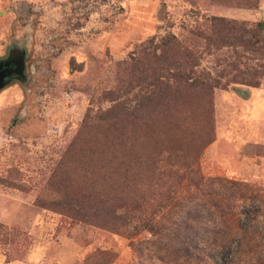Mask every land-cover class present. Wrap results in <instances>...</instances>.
Segmentation results:
<instances>
[{
	"label": "rangeland",
	"instance_id": "obj_1",
	"mask_svg": "<svg viewBox=\"0 0 264 264\" xmlns=\"http://www.w3.org/2000/svg\"><path fill=\"white\" fill-rule=\"evenodd\" d=\"M213 17L263 25L264 35V0H0V59L16 44L28 51L26 84L16 78L0 91V264H195L187 255L215 235L226 239L223 263L264 261V47L208 45ZM174 36L194 50L197 76L221 79L213 121L197 136L180 132L184 140L142 115L138 126L158 151L196 158L208 185L196 188L191 168L170 200L140 192L162 233L129 238L113 216L101 225L73 218L62 204L95 194L98 152L114 143L98 117L148 94V72L129 84L126 67ZM258 73V87L243 84ZM122 85L127 93H117Z\"/></svg>",
	"mask_w": 264,
	"mask_h": 264
},
{
	"label": "trees",
	"instance_id": "obj_2",
	"mask_svg": "<svg viewBox=\"0 0 264 264\" xmlns=\"http://www.w3.org/2000/svg\"><path fill=\"white\" fill-rule=\"evenodd\" d=\"M262 27L263 25H259L252 31L244 24L224 17H213L210 23L211 32L203 38L210 46H238L262 54L264 47ZM158 47L161 48V54L143 52L126 67L131 72L129 84L134 83L132 80L139 84L140 75L137 73L148 72L145 76L150 87L148 94L138 92L131 101L132 105L128 106L130 102L124 101L106 112L104 116L98 117L99 123L109 124L114 130L112 137L114 143L110 144L106 151L100 149L98 152L100 159L96 167L101 168L103 177L100 176V181L94 186L95 194L89 198L67 196L68 203L62 204L68 208V213L73 218L96 222L98 225L106 224L105 222L109 221L107 217L113 216L116 222H120L121 228H128L125 235L129 238L144 230L154 234L162 233L156 220L151 219L155 214L147 216V212L140 205V192L146 200L157 195L162 201L170 200L177 192L175 186L179 188L175 179H182L183 176L180 174L188 172L191 168H193L191 172L194 173L193 185L198 189L208 185L195 167L196 158L190 161L181 151H175L170 147L158 151L156 144L150 146V138L144 142V129L138 125L142 115L146 127L163 130L165 135L180 140H184L180 137V132L186 130L192 131L193 136L199 135L213 121V96L222 84L221 79H214L209 75L197 76L198 59L194 50L177 37L170 38L168 42L167 38L162 39L155 48ZM166 47H170L171 50H165ZM145 62L148 64L147 67L144 65ZM254 76L252 80H245L243 84L258 87L260 82L256 77H259V73ZM129 87L131 86L122 85L117 93H127L125 89ZM146 109L150 111L146 112ZM206 142L210 140L202 139L201 146H206L204 145ZM105 162L109 164L102 165ZM163 163L165 164L162 165ZM64 182L76 183L71 179ZM164 183L169 187L165 194L162 191ZM231 184L247 190V187L241 186L238 182ZM135 221H139L140 224L133 226ZM208 245L209 249L206 246V250L196 247L198 252L189 253L188 258L196 262L195 264L206 259H209L211 264H264V261L260 260L242 262L240 259L223 263L226 239H218L215 235Z\"/></svg>",
	"mask_w": 264,
	"mask_h": 264
},
{
	"label": "water",
	"instance_id": "obj_3",
	"mask_svg": "<svg viewBox=\"0 0 264 264\" xmlns=\"http://www.w3.org/2000/svg\"><path fill=\"white\" fill-rule=\"evenodd\" d=\"M27 49L19 44L13 46L7 58L0 59V91L7 87L14 76L22 83L26 84V56Z\"/></svg>",
	"mask_w": 264,
	"mask_h": 264
},
{
	"label": "flooded vegetation",
	"instance_id": "obj_4",
	"mask_svg": "<svg viewBox=\"0 0 264 264\" xmlns=\"http://www.w3.org/2000/svg\"><path fill=\"white\" fill-rule=\"evenodd\" d=\"M17 77L16 76H14L12 79H16Z\"/></svg>",
	"mask_w": 264,
	"mask_h": 264
}]
</instances>
